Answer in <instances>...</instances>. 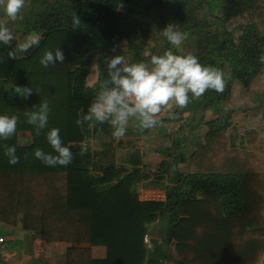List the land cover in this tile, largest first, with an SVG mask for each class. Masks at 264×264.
Returning <instances> with one entry per match:
<instances>
[{
    "label": "trees",
    "instance_id": "1",
    "mask_svg": "<svg viewBox=\"0 0 264 264\" xmlns=\"http://www.w3.org/2000/svg\"><path fill=\"white\" fill-rule=\"evenodd\" d=\"M26 6L15 23L38 34L36 39L20 50L13 42L0 43V114L19 117L16 134L0 140V221L15 225L19 214L36 216L23 227L34 229L46 243L67 244L64 264H145L150 251L143 237L157 223L162 234L171 227L170 245L163 246L157 264H257L264 254V151L236 147L226 134L231 113L225 112L220 93L209 91L201 99L211 97L207 105L218 120L206 124L190 149L185 125L172 128L168 157L177 155L185 170L178 165L171 186L157 184L165 161L147 166L138 145L104 146L96 156L88 139L97 131L111 134L110 126L90 128L76 121L107 79L106 57L139 62L145 49L152 55L166 50L176 54L160 34L169 23L185 36L183 41H194L195 51L193 46L186 52L204 65H217V58L219 65L231 61L232 77L246 84L262 65L258 57L264 36L257 33L256 21L264 18L258 11L264 0H27ZM76 17L80 23L75 26ZM234 18L254 41V51L241 57L234 56L229 48L233 41L224 30ZM216 25L222 33L215 40L205 38ZM119 35L129 36L124 49L117 48ZM57 48L64 62L42 65L44 53ZM92 63L95 87L86 84ZM14 85L30 87L32 94L21 97ZM42 100L50 106L49 128H59L66 144L88 145L84 155L73 147L74 159L67 166H45L33 155L36 148L53 151L46 140L48 129L36 135L24 115ZM248 118L254 123L239 136L245 145L256 141L264 107L251 109ZM5 144L16 146L18 164L8 163ZM175 147L189 150L185 163ZM138 188H162L166 198L139 201ZM92 246H103L104 257L93 258Z\"/></svg>",
    "mask_w": 264,
    "mask_h": 264
},
{
    "label": "clouds",
    "instance_id": "2",
    "mask_svg": "<svg viewBox=\"0 0 264 264\" xmlns=\"http://www.w3.org/2000/svg\"><path fill=\"white\" fill-rule=\"evenodd\" d=\"M26 3L27 0H0V12L3 14V18H0V43H9L14 38L8 23L20 17ZM79 23L76 17L75 26ZM160 34L178 49L185 39L172 23L161 29ZM258 59L264 64V50ZM40 62L45 67L50 63H63L64 54L57 48L54 53L45 52ZM106 65L107 79L100 82L87 112L82 113L76 123L87 124L90 128L97 124H108L115 139L125 137L130 128L141 134L153 129L159 125L162 113L170 112L173 108L183 110L201 100L209 91L223 93L226 86L219 68L202 64L191 52L174 54L166 50L162 54L152 55L149 62H128L125 57L114 55L106 57ZM14 91L24 98L32 94L30 87L14 85ZM34 109L25 112L26 122L34 127L36 135L48 129L46 140L53 150L45 152L36 148L33 152L36 159L49 167L67 166L74 159L73 147H79L80 155L86 154V143L66 144L59 128L48 127L50 106L47 100H42ZM18 123V116L0 114V140L11 139L16 134ZM16 153L15 145H4V155L9 164L20 162Z\"/></svg>",
    "mask_w": 264,
    "mask_h": 264
},
{
    "label": "rangeland",
    "instance_id": "3",
    "mask_svg": "<svg viewBox=\"0 0 264 264\" xmlns=\"http://www.w3.org/2000/svg\"><path fill=\"white\" fill-rule=\"evenodd\" d=\"M24 9H27V6ZM258 11H261L264 14L263 8L259 7ZM29 15L31 16V13ZM138 15L140 16L141 14ZM21 16H23V13L17 20H20ZM0 18H3L2 12H0ZM15 21H10L8 23V27L14 37L9 43L13 42L16 49L20 50L21 48L27 47L32 40L36 39L38 34L35 32H29V34L26 33L23 25H21V23L16 24ZM26 21H30L27 16ZM215 28V31L214 29L207 30L205 38L215 40L217 35L222 33L220 32L221 27L219 25H216ZM224 30L233 41V46L230 47L229 45V48L233 51L234 56L241 57L244 54L248 55L250 54L249 52L254 51V41L248 36V32L243 27H240L238 19L234 18L228 21ZM256 30L259 35L264 36V18L256 21ZM128 39V35L117 36V48H126ZM194 45L195 44L192 39H186V41H182L179 49L175 48L176 54L186 53V51H190V48ZM151 56L152 53L149 49H145L140 53L139 58L141 57L144 62H149ZM215 62L217 65L214 67L219 68L223 72L226 84L224 92L220 93L218 97L221 98L225 104V108L223 106L224 110H227L225 112L231 113L232 121L225 127L226 134H230L232 141L236 143V147L248 148L249 150L256 152L264 151V124H261L259 128L256 127L258 130V136L255 142L248 145H245L243 142H239V136L241 135L242 130L254 123L248 118L249 111L256 107H264V65H261V68L249 78L246 84H242L239 80L232 77L231 61L223 60V62L221 61V65H219V58H217L215 59ZM95 67V63H92L90 66V73L87 77V86H96L97 74ZM210 98L194 102L183 110L173 108L170 112L162 113L159 125L153 129L146 130L142 134L137 133L130 128L125 137L115 139L109 133L97 131L89 137L88 144L95 152L96 156L103 152L104 146L114 147L117 143V146H125L126 144L138 145L141 150H143V162L147 166L156 168L159 164L165 161L166 164L162 166L164 170L157 173V176H159L160 179L163 177V180L161 182L157 181V184L159 183L161 186H171L175 181L174 172L176 171L175 169H178V165L180 170H185V166L183 167L181 165V160H178L177 155L174 156L175 158L173 160L168 157V150L172 148V141L170 140L173 132L172 128L185 125V138L188 143V149H190V145L197 142L201 138L203 132L207 128L206 124L210 121L218 120L217 112L212 110L211 107L207 105V101ZM175 149H177V152L181 154V159H183L182 162L185 163L189 150H179V147H175ZM96 158L97 157L94 159ZM31 218L35 219L36 216H32ZM32 219L25 218L21 220V226L29 225V223L33 221ZM32 225H34V223H32ZM160 225L161 224L157 223L152 233L150 235L147 234L149 240L147 248L150 252L146 257L152 264L156 263L159 259L158 255L160 254L163 246L165 244L170 245L171 241L169 232L171 227L166 226L164 233L162 234L160 232L159 234L158 231L161 229H159ZM257 264H264V254Z\"/></svg>",
    "mask_w": 264,
    "mask_h": 264
},
{
    "label": "crops",
    "instance_id": "4",
    "mask_svg": "<svg viewBox=\"0 0 264 264\" xmlns=\"http://www.w3.org/2000/svg\"><path fill=\"white\" fill-rule=\"evenodd\" d=\"M17 217L15 225H9L0 221V264L65 263L63 251L67 244L59 241L46 243L40 240L34 233V229L21 226V220L25 219L23 215L19 214ZM155 226L156 224L149 229L148 235L152 233ZM160 232L161 229L158 233L160 234ZM169 232H171V229ZM90 255L93 258H102L105 255V248L103 246H92ZM157 261L153 264H157ZM145 264L152 263L146 259Z\"/></svg>",
    "mask_w": 264,
    "mask_h": 264
},
{
    "label": "built area",
    "instance_id": "5",
    "mask_svg": "<svg viewBox=\"0 0 264 264\" xmlns=\"http://www.w3.org/2000/svg\"><path fill=\"white\" fill-rule=\"evenodd\" d=\"M137 198L139 201L143 202H156L164 200L166 198V194L163 189L159 188H138ZM148 241V236L145 234L143 237V242L146 246Z\"/></svg>",
    "mask_w": 264,
    "mask_h": 264
}]
</instances>
